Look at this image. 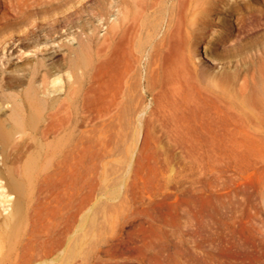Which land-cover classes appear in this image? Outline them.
<instances>
[{"label": "bare ground", "instance_id": "1", "mask_svg": "<svg viewBox=\"0 0 264 264\" xmlns=\"http://www.w3.org/2000/svg\"><path fill=\"white\" fill-rule=\"evenodd\" d=\"M72 1L0 0V204L9 209L0 212V264H59V137L71 139L73 152L94 133L137 135L143 127L142 149L150 150L161 128L191 155L201 151L206 143L189 137L186 123L199 110L189 98L192 82L208 75L196 60L200 46L215 63L218 46L235 40L224 26L229 17L237 16L241 32L251 13L240 12L238 0H107L101 35L85 15L87 0L68 6ZM152 7L157 15L148 31L164 30L147 53L156 105L143 124L139 62ZM235 35L227 47L234 55L247 38ZM28 51L33 54L21 72L10 58ZM248 82L244 76L243 102ZM262 107L254 115L264 128ZM256 144L229 146H264Z\"/></svg>", "mask_w": 264, "mask_h": 264}, {"label": "rangeland", "instance_id": "2", "mask_svg": "<svg viewBox=\"0 0 264 264\" xmlns=\"http://www.w3.org/2000/svg\"><path fill=\"white\" fill-rule=\"evenodd\" d=\"M86 2L85 15L102 35L107 0ZM238 3L240 12L251 11L246 29L239 32L237 16H230L224 26L235 40L218 46L215 63L204 43L196 59L208 75L192 82L189 98L199 110L186 123L189 137L206 143L201 151L191 155L161 128L150 150L142 149L143 127L137 135L94 133L73 152L71 139L59 137V264H264V146H229L264 144L254 115L264 105V0ZM149 13L139 62L143 124L156 105L147 53L164 30L148 31L157 15L154 7ZM235 34L247 38L234 55L227 47L237 42ZM32 54L12 56L11 63L22 72ZM244 76L246 102L239 95ZM1 211L9 209L0 204Z\"/></svg>", "mask_w": 264, "mask_h": 264}]
</instances>
